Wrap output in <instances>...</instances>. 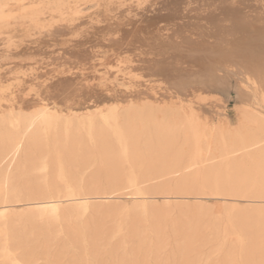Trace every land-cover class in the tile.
<instances>
[{
  "label": "bare ground",
  "instance_id": "bare-ground-1",
  "mask_svg": "<svg viewBox=\"0 0 264 264\" xmlns=\"http://www.w3.org/2000/svg\"><path fill=\"white\" fill-rule=\"evenodd\" d=\"M224 72L263 112L184 113ZM0 264H264V0H0Z\"/></svg>",
  "mask_w": 264,
  "mask_h": 264
},
{
  "label": "rangeland",
  "instance_id": "rangeland-1",
  "mask_svg": "<svg viewBox=\"0 0 264 264\" xmlns=\"http://www.w3.org/2000/svg\"><path fill=\"white\" fill-rule=\"evenodd\" d=\"M109 21H104L100 25L103 27L107 25ZM107 29L105 31L108 32H117L119 30V26L110 24L109 26H106ZM117 29V30H116ZM28 45V47H27ZM25 49L39 47L37 44H26L24 46ZM23 46L19 48L20 50L24 48ZM40 47L42 45L40 44ZM50 48V47H47ZM25 50V51H26ZM112 51H104L102 55H108L111 54ZM138 52H135L136 54ZM143 56V55H140ZM22 57H19L15 59V61H19ZM223 75L224 81L220 84L212 83V82H196L194 85H189L186 87L184 91L179 92L181 94V102L183 103V111L184 113H193L200 117L201 120L205 121H211L213 124L219 123V122H228L231 125H235L238 121V118L240 115L236 116V112L241 111L246 106H250L251 108H256L263 112V108L261 107V103L259 100H261V90L255 89L252 86L249 85L246 87L244 83H240V81H237L236 77L228 72L221 73ZM127 76H118L117 79H115L116 88L114 93L112 94L114 97L119 96L124 92L129 93L130 91H138V87L140 90H145L144 88H148L149 91L158 93H161L166 96V94H169L170 92L176 91L174 88H167L164 85L163 80L161 77L152 75V76H144L143 78H139L137 82L134 84V80H130L126 78ZM156 77V78H155ZM161 79V82H160ZM208 83V84H206ZM212 83V84H211ZM144 84V85H143ZM146 86V87H145ZM142 87V89H141ZM154 89V90H153ZM170 89V90H169ZM118 91V92H117ZM123 91V92H120ZM190 91V92H189ZM185 94H184V93ZM183 94V95H182ZM190 94V95H189ZM240 94V95H239ZM242 95V96H241ZM246 96V97H245ZM261 97V98H260ZM118 98V97H117ZM179 98V97H177ZM185 101V102H184ZM185 104V105H184ZM244 105V106H243ZM239 107V108H237ZM258 107V108H257ZM248 108V107H247ZM261 108V109H260ZM241 109V110H240ZM240 114V112H238ZM203 118V119H202ZM224 118V120H223ZM218 119L220 120L218 122ZM203 120V121H204ZM216 121V122H215ZM132 193V190L130 189H124L121 193V196L119 198L113 199L114 202L122 203L130 205L134 200V195L130 194ZM129 193V194H128ZM128 194V195H127ZM123 195V196H122ZM126 197H125V196ZM131 196V197H130ZM208 196V197H207ZM121 198V199H120ZM175 198V197H174ZM170 197L168 200H164L162 198H159V201L157 204H164L166 202L171 203L174 205L177 202H183L185 201L188 205H194V203H200L206 207L209 206V208H217L226 202H229L228 204L234 205L233 199H226V202L220 197V196H212V195H204L201 196L200 199L195 200L193 197H187V198H176ZM221 198V199H220ZM126 200V201H125ZM131 200V201H130ZM171 200V202H170ZM183 200V201H182ZM164 201V202H163ZM166 201V202H165ZM194 202V203H193ZM232 202V203H231ZM234 202V203H233ZM190 203V204H189ZM241 204V205H240ZM235 205L238 206H244V201H237Z\"/></svg>",
  "mask_w": 264,
  "mask_h": 264
}]
</instances>
